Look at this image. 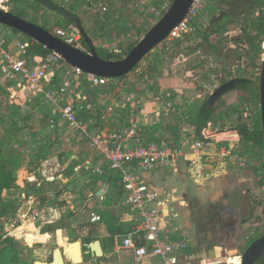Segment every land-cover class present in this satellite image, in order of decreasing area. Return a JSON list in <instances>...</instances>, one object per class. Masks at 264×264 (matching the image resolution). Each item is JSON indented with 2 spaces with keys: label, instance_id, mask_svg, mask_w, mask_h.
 <instances>
[{
  "label": "rangeland",
  "instance_id": "obj_1",
  "mask_svg": "<svg viewBox=\"0 0 264 264\" xmlns=\"http://www.w3.org/2000/svg\"><path fill=\"white\" fill-rule=\"evenodd\" d=\"M56 1V0H52ZM59 5L75 14L81 21L85 32L91 37L96 48L107 47L111 52L114 45L119 46L123 55L126 47L137 43L164 15L154 14L153 8H157L168 0H135L130 2L113 1L114 13L109 16H99L85 0H60ZM263 1L259 0L260 6L239 17L228 29L227 35L231 42L220 45L222 58H217L197 48L200 43L198 34L182 38L177 41L165 40L154 50L148 53L136 68L128 75L120 79H108L109 83L103 88L83 87L77 103L90 105L89 112L80 115L91 130L98 127L101 111L107 112V108L113 109V114L133 115V111L141 105V99L146 96L157 95L160 89L166 87L172 78H181L190 84V92H185V102L180 106L182 113L194 112L216 88L231 79L249 78L259 83L262 60L264 59V11ZM57 3V2H56ZM111 11V0L107 1ZM19 14L22 19L34 22L40 27L54 34L57 29L66 28V19L59 14L39 5L34 0H20L14 4L8 0L0 2V9ZM263 12V13H262ZM220 13L218 2L213 3L204 13L205 26L213 17ZM260 17L259 26L256 30L251 23ZM107 16V17H106ZM247 27L252 34L259 35L260 51L252 58L247 49L235 45L233 39L241 34V30ZM203 26L200 28L202 29ZM148 30V31H149ZM147 31V32H148ZM13 39H26L21 33L13 32ZM254 63V67L251 65ZM130 98L126 110H121V105ZM259 104L251 97L240 91H230L222 96L216 104L217 110L214 119H223L227 127L233 129L237 121L245 120L244 113L248 108L254 117ZM48 107L38 96H34L29 90H21L17 80L7 84L0 83V144L3 152L16 159L18 167L8 164L9 169H15L16 179L10 190H5L0 195V264H33L34 250L43 248L42 245L33 244L18 237L6 238L7 230L5 223L8 219L16 220L25 217L31 204L23 199V194L41 195L43 191L52 192L55 195L54 203L71 213L69 207L74 210H82L84 206L85 219L90 223V211L104 210L105 203L101 208L95 200L94 193L100 187L101 180L92 173V155L87 148V142L77 132L72 131L67 125L62 128L52 127L37 118L38 115L46 117ZM237 114V121L231 118ZM182 115V114H181ZM89 117L88 119H86ZM172 119V118H171ZM124 123V121H123ZM178 124V122H175ZM108 127V125H106ZM257 150L252 149L251 154L257 155ZM201 160V159H200ZM203 170L206 181L211 178L226 179L218 189L201 187L194 181V188H200L201 198L192 197L189 201L190 228L205 225L207 222H215L213 225L217 232L214 233L217 243L222 246L220 261L234 256H241V248L252 237H256L264 231V218L259 219L264 206V188L259 186L260 175L254 170H239L230 164H208L203 159ZM263 160V158H262ZM48 171L53 177L41 176V171ZM194 168L190 167L192 174ZM49 176V175H48ZM224 177V178H222ZM264 180V179H262ZM112 191V193H111ZM121 197L119 185L109 190L108 198L116 205ZM93 207L88 210L87 199ZM87 207V208H86ZM74 215V214H73ZM69 218V217H68ZM228 219L225 224L224 234L219 233L220 220ZM69 220L59 224L67 236L74 228ZM26 225V224H25ZM76 227V224H74ZM58 226H56L57 228ZM100 227H89L90 237L81 236L83 244L91 237L99 233ZM31 232L35 231L29 228ZM56 232V230H55ZM50 242V248L54 249L55 234ZM17 232H15V235ZM33 235V234H32ZM100 235V236H99ZM96 237L103 239L101 234ZM44 240V237H40ZM73 240V239H72ZM87 259V256H84ZM122 258V259H121ZM121 264H135L133 259L126 253L119 258L118 255L111 259L120 260ZM157 263V261H154ZM153 262V263H154Z\"/></svg>",
  "mask_w": 264,
  "mask_h": 264
},
{
  "label": "built area",
  "instance_id": "obj_2",
  "mask_svg": "<svg viewBox=\"0 0 264 264\" xmlns=\"http://www.w3.org/2000/svg\"><path fill=\"white\" fill-rule=\"evenodd\" d=\"M107 1L109 0H85L101 17L109 15V12L111 15L114 13L112 2L117 0H111V11ZM120 1L135 4V0ZM56 2L58 5L62 3L60 0ZM67 2L68 0H64V3ZM215 2L218 0H194L188 14L166 40L177 41L198 34L200 28L205 26L203 15L206 9ZM170 5L168 0L160 8H153V12L162 16ZM261 8L264 11V1ZM12 34L11 29L0 24V83L7 84L17 80L21 90H29L48 107L46 116L52 127L62 128L67 125L85 139L93 158L94 176L102 180H107L111 174L119 176L118 184L122 194L119 205L124 210V222L130 224L131 228L113 237L114 254L130 253L135 264H146L152 260L157 261V264H180V254L190 246L189 239L182 235V230L177 225V215L170 209L168 199L153 191L141 178V173H152L175 166L179 161L197 167L201 166L199 160L203 158L211 165L228 163L237 169H252L264 179V159L247 154L239 143V138L233 136L235 130L227 127L223 119L207 122L200 132V138L196 137L193 128L184 125L179 128L178 140L149 139L143 126L133 115L124 117V125L120 128L112 131L108 129L106 125L113 115V109L108 107L107 112L101 111V124L91 130L80 118L82 112L90 114V105H79L77 99L83 87L103 88L108 85L109 80L86 74L52 52L45 58L32 57L29 49L36 42L19 38L11 41L9 38ZM53 35L84 53L88 52L74 25L57 29ZM262 48L264 53V44ZM103 49L108 50L107 47ZM110 51L118 55L122 53L116 45ZM126 100L125 103L130 102V98ZM156 100L159 102L158 115L164 119L174 112V101H180L178 97L175 100L170 92ZM121 109L125 110V105L122 104ZM37 118L42 120L43 115H38ZM244 118H253L248 108ZM231 119L237 121V114ZM41 176L46 180L53 177L45 170L41 171ZM46 196L48 200L55 201L54 193L48 192ZM23 199L31 204L30 211L25 217L7 220L5 225L9 229L4 238L17 237L15 232L25 224L51 225L59 217L56 206H52L47 213L46 208L40 206L37 196L23 194ZM99 199L103 200V195ZM100 221L99 215L91 214V223ZM45 235H48L46 241L51 239L50 234ZM21 238L24 239L23 236ZM212 263L200 261L195 264Z\"/></svg>",
  "mask_w": 264,
  "mask_h": 264
},
{
  "label": "crops",
  "instance_id": "obj_3",
  "mask_svg": "<svg viewBox=\"0 0 264 264\" xmlns=\"http://www.w3.org/2000/svg\"><path fill=\"white\" fill-rule=\"evenodd\" d=\"M16 35L12 34L11 38ZM18 37V36H16ZM13 39V38H12ZM18 39V38H17ZM169 89H160L157 95L146 96V99H141V105L136 108L135 111H133L134 118L143 126L147 137L149 139H173L178 140L179 139V128L184 125H179L180 127L175 126L176 120H174L175 117H180L181 114H183L180 111L181 104L185 102V92H190V84L181 78H172L168 81V84L166 85ZM170 92L172 95H174L175 100L177 97L180 99L174 106V112L169 115L167 119H164L162 116H159V102L156 100L157 98L161 97L165 94ZM164 100V98L162 99ZM163 102V101H162ZM129 103H123L125 107L128 106ZM122 106V105H121ZM123 110V109H121ZM126 110V109H125ZM131 116L128 115L125 111L123 114H113L111 115L110 120L108 121V129L116 130L124 125V117ZM89 118V117H88ZM172 118V119H171ZM87 119V118H86ZM234 137L239 138L237 132L233 131ZM88 148V147H87ZM90 152V151H89ZM203 162V160H199V163ZM190 167L194 168V173L192 174L190 171ZM242 170V169H239ZM243 171V170H242ZM141 178L147 183V185L155 191L157 194L164 196L168 199L170 209L173 210V213L177 215V225L181 228V233L184 236H187V238L190 241V246L187 248L184 253L180 254V264H195L197 262H206V263H212V262H218L221 258L222 254V246L221 244L217 243V240L215 238L214 233L217 232L214 231V221L207 222L205 225H198L196 228H190L191 224L189 222V214H190V204L189 201L192 197L194 198H201L202 193L199 191L200 188H194V181L198 182L201 187H208L213 189H218L222 184L228 185L227 183H224L223 180L226 179H220V178H211L210 180L206 181V178L204 176V170H203V164L201 166H190L187 162L179 161L175 166H171L165 169H160L157 171H154L152 173H141ZM224 178V177H222ZM118 180L119 176L117 174H111V176L108 177L107 180H101V185L98 187V189L93 194L95 197V200L98 201L100 204L99 207L101 208L102 204L105 203L103 209L104 210H96V211H90L91 214H97L100 216L101 221L97 223H88L87 217L85 219L84 211H87L84 209V206L81 208L82 210H74V207L71 205L69 207L70 214L66 215L65 210L58 207L54 202L51 200H48L46 193L47 191H43L41 195H37L38 200L40 202L41 207H45L47 213H49V210L52 206H56L59 210V217L54 220V223L51 225H45L41 226L39 223H37L35 226L33 225H24L23 229L28 230L29 228H33L35 231L30 233H33V235L38 237H44V240H37L34 243L37 245H42L43 248L34 250V258L37 262L41 263H50L52 261V255L54 249H56V234H55V240L53 241L55 244L54 249L50 248V242L53 239V233L51 230H62V237L63 239L68 238V242H74L79 241L77 239H80L81 236L89 238V227H100L99 233L95 234L96 236L98 234H101L103 239H100L99 237L93 238L91 237L89 241H87L86 244H83V242L80 240L81 244L84 246H88L91 242L97 240L100 243V248L103 253L101 258H95L93 256V253L89 252L88 248H84L83 251L87 252V259L83 257V262L81 264H112L111 259L116 256L117 254H114V243H113V237L116 234H121L124 232L129 231L131 228L130 224L124 222V210L120 207L119 202L116 203V205L111 201V207L109 205V199L108 194L111 187V190L118 186ZM120 187V186H119ZM112 193V191H111ZM103 195V200H100L99 197ZM122 195V194H121ZM93 198H89L86 200L85 204L88 203V210H90L93 207V204L91 201ZM87 208V207H86ZM74 214V215H73ZM69 220L71 222L72 228H74V231H71L67 236L64 234L63 228L59 224H62L63 221ZM222 222V223H221ZM228 223V219H222L220 220L221 227L219 233L224 234L225 232V224ZM76 224V227L74 226ZM56 226H58L56 228ZM25 227V228H24ZM20 230V231H21ZM29 233V232H28ZM56 233V232H55ZM50 234L51 239L46 241L48 235ZM100 236V235H99ZM21 238V237H20ZM22 239V238H21ZM73 239V240H72ZM27 242V241H26ZM33 243V244H34ZM28 244V243H27ZM29 245V244H28ZM31 246V245H29ZM74 253V252H73ZM125 253L119 254V258L122 257ZM130 258L132 256L130 253H126ZM122 259V258H121ZM121 259L115 260L114 264H121ZM133 259V258H132ZM35 261V262H36ZM155 260L146 262V264H157L154 262ZM154 262V263H153ZM241 258L239 256L229 257L224 259V264H240ZM34 264V262H33ZM70 264V263H66Z\"/></svg>",
  "mask_w": 264,
  "mask_h": 264
},
{
  "label": "water",
  "instance_id": "obj_4",
  "mask_svg": "<svg viewBox=\"0 0 264 264\" xmlns=\"http://www.w3.org/2000/svg\"><path fill=\"white\" fill-rule=\"evenodd\" d=\"M49 10L59 14L71 22L84 41L88 52L84 53L72 45L66 44L55 35L42 27L28 22L15 14L0 9V24L15 30L29 39L34 40L48 51L57 54L67 64L79 68L86 74L96 75L106 79H120L132 72L142 59L167 39L170 32L185 18L191 9L194 0H173L169 9L161 19L133 46L131 51L119 60L109 61L99 57L91 38L85 32L78 17L72 12L55 5L51 0H39ZM242 79H233L215 89L210 95L207 104L214 107L223 95L232 91L242 83ZM259 113L262 131L264 134V60L259 79ZM62 230L56 231V249L53 251L50 263L34 262V264H81L87 255L84 248H88L95 258H101L103 253L99 241L95 240L88 246L80 241L62 243ZM32 246V245H31ZM75 251V252H74ZM74 252V253H73ZM264 256V235L252 242L241 254V264H256ZM212 264H224L223 262Z\"/></svg>",
  "mask_w": 264,
  "mask_h": 264
},
{
  "label": "trees",
  "instance_id": "obj_5",
  "mask_svg": "<svg viewBox=\"0 0 264 264\" xmlns=\"http://www.w3.org/2000/svg\"><path fill=\"white\" fill-rule=\"evenodd\" d=\"M2 1L3 0H0V2ZM18 1L20 0H8V3L14 4ZM172 1L173 0H170V3H172ZM258 1L259 0H218V6L220 10L219 16L213 17L206 26H204L202 29L198 31V35L200 36V43L197 45V48H203L206 53L212 56H216L217 58H222L224 54H222L221 52L220 45L222 43L231 42V40L228 38L226 31L230 29V27L239 17L255 9L256 7L260 6ZM34 2L39 5H42V3L39 0H34ZM52 2L55 5L61 7L54 1ZM61 8L65 9L64 7ZM10 13H13L17 17L21 18L19 14H16L12 11H10ZM259 20L260 17L258 15V17H256V20L251 23V25L258 31L261 29V27L259 26L260 24ZM66 25L69 26L73 24L69 21H66ZM42 28L46 30V28L44 27ZM148 30L149 28L144 33H147ZM12 31L18 33L15 30ZM26 39L30 40L29 38ZM232 41L235 45L247 49V51L250 53L252 58H255L258 52L260 51L259 35L258 34L254 35L250 33L247 27H244L241 30V34L238 35V37H236ZM81 43L85 48H87L82 39H81ZM135 44L136 43H132L128 45L124 50L123 55L111 53L101 48H96V50L100 58L104 60L115 61L127 55ZM29 54L32 57L45 58L47 55L50 54V51L43 48V46L39 45L38 43H34L29 49ZM251 65L254 67V63H252ZM242 80L243 82L237 84L232 91L243 92L246 94V96L251 97V99L255 100V102L259 104V83L256 84L255 80L249 78H244ZM219 101L220 99L218 100V102ZM207 102L208 99L205 100L194 112H186L183 113L180 117H175L174 120L178 122V124H175V126L177 125L178 127H180L179 125L189 126L193 128L196 137L200 138L201 130L206 126L207 122L214 119L217 110L216 105L214 107H210L207 104ZM81 114H84V112H82ZM40 121H44L46 124H49L47 116L46 117L43 116V119ZM233 129L237 132L239 136V143L241 144L243 150L247 154H251L252 149H256L258 153L255 156L260 159L261 158L264 159V134L261 127L260 115L258 113L253 118H245L244 121L243 120L241 121V119L238 120ZM15 161L16 159L12 158L10 155H6L3 152L0 144V195L3 191L10 190L15 182L16 179L15 169H9L8 167V164H10L15 168H17L18 166L14 163ZM259 186L261 188H264V180L261 179V181H259ZM261 218H264V206L259 216V219ZM51 231L54 232L55 229ZM263 235H264V231L261 234H258L256 237L250 238L245 243L244 247L241 248V254L247 249V247L252 242H254L256 239H258ZM5 240H7V238ZM256 264H264V256L261 259H259Z\"/></svg>",
  "mask_w": 264,
  "mask_h": 264
},
{
  "label": "bare ground",
  "instance_id": "obj_6",
  "mask_svg": "<svg viewBox=\"0 0 264 264\" xmlns=\"http://www.w3.org/2000/svg\"><path fill=\"white\" fill-rule=\"evenodd\" d=\"M219 137H221V136H219ZM23 227H20L16 232H17V234H16V236L18 237V238H20L21 236H23L24 237V239H25V242H26V240L27 241H29V242H35V241H37V240H40L41 238L40 237H38V236H35V235H32L33 233H30V231H28V230H26V229H23V230H21ZM25 228V227H24ZM21 230V231H20ZM29 232V233H28ZM61 242L63 243H65L66 242V240L65 239H62L61 240ZM27 243V242H26ZM33 245V244H32ZM75 252V251H74ZM223 263H224V261H223ZM241 264V263H240Z\"/></svg>",
  "mask_w": 264,
  "mask_h": 264
},
{
  "label": "flooded vegetation",
  "instance_id": "obj_7",
  "mask_svg": "<svg viewBox=\"0 0 264 264\" xmlns=\"http://www.w3.org/2000/svg\"><path fill=\"white\" fill-rule=\"evenodd\" d=\"M223 85V84H222Z\"/></svg>",
  "mask_w": 264,
  "mask_h": 264
}]
</instances>
